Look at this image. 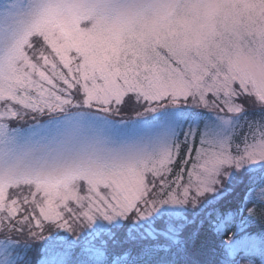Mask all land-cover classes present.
I'll return each instance as SVG.
<instances>
[{"label":"snow or ice","instance_id":"1","mask_svg":"<svg viewBox=\"0 0 264 264\" xmlns=\"http://www.w3.org/2000/svg\"><path fill=\"white\" fill-rule=\"evenodd\" d=\"M0 264H264V0H0Z\"/></svg>","mask_w":264,"mask_h":264}]
</instances>
